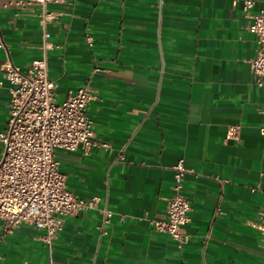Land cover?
<instances>
[{
	"label": "crops",
	"instance_id": "crops-1",
	"mask_svg": "<svg viewBox=\"0 0 264 264\" xmlns=\"http://www.w3.org/2000/svg\"><path fill=\"white\" fill-rule=\"evenodd\" d=\"M61 0L49 6V74L57 102L89 86L95 140L57 150L67 186L96 209L64 217L53 246L44 231L0 222V264H264V93L248 27L264 0ZM18 15H15V14ZM37 9L0 7V132L9 117L10 60L41 56ZM93 38L89 46L87 37ZM235 130V135L228 133ZM2 146L0 144V157ZM188 170L192 211L179 247L151 221L166 218L174 167ZM103 211L111 216L103 223Z\"/></svg>",
	"mask_w": 264,
	"mask_h": 264
},
{
	"label": "built area",
	"instance_id": "built-area-1",
	"mask_svg": "<svg viewBox=\"0 0 264 264\" xmlns=\"http://www.w3.org/2000/svg\"><path fill=\"white\" fill-rule=\"evenodd\" d=\"M60 1L0 0V7L17 12L36 8L42 29L41 56L28 71L10 60L2 66L11 89L8 122L0 132V222L7 233L22 225L44 231V241L49 248L63 230L64 217L96 209L99 200L86 201L68 188L56 151H88L93 146H108L95 140L94 122L88 114V105L94 98L91 87L78 89L61 103L56 99L55 84L49 74L48 52L54 45L48 25L57 16L49 6ZM252 7V0L244 2L247 14ZM251 19L248 30L257 37L259 44L251 69L256 86L264 93V10L251 15ZM87 43L93 45L91 36L87 37ZM235 133L231 130L228 135L233 137ZM174 170V193L167 199L166 218L151 221V224L182 247L187 241L182 229L191 222L192 206L183 192L188 172L183 161ZM103 215L106 224L111 214L103 211ZM257 229L264 249V205Z\"/></svg>",
	"mask_w": 264,
	"mask_h": 264
}]
</instances>
